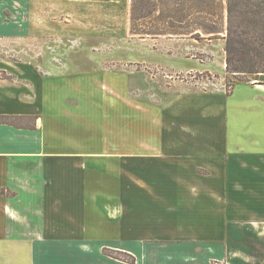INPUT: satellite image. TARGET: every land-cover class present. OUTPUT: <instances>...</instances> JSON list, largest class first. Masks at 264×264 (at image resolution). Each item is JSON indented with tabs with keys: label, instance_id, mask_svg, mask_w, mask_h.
<instances>
[{
	"label": "crops",
	"instance_id": "1",
	"mask_svg": "<svg viewBox=\"0 0 264 264\" xmlns=\"http://www.w3.org/2000/svg\"><path fill=\"white\" fill-rule=\"evenodd\" d=\"M25 3L53 35L112 0ZM54 65L0 64V117L30 122L0 124V264H264L263 80L166 75L169 99L135 116L128 77L97 110Z\"/></svg>",
	"mask_w": 264,
	"mask_h": 264
},
{
	"label": "rangeland",
	"instance_id": "2",
	"mask_svg": "<svg viewBox=\"0 0 264 264\" xmlns=\"http://www.w3.org/2000/svg\"><path fill=\"white\" fill-rule=\"evenodd\" d=\"M25 4V0H0V64L19 65L27 59L46 66L55 64V73L68 76L80 94L95 92L97 110L102 107L101 96L108 103L121 94L115 87L116 73L128 77L127 111L135 116L145 107L162 105L169 99L164 85L160 84L163 76L194 84L224 79L226 86L228 78L232 79L226 73L225 41L222 39L199 42L132 37L127 33L129 0H112L107 5L98 3L90 20L88 14L93 8L81 6L78 17L73 18L74 25L64 19L62 21L69 25L60 27L59 34L53 35L44 33L46 28L31 33L30 26L32 29L41 26L40 17L27 10ZM93 20L97 23V34H85L89 30L84 26ZM89 27L93 32L92 26ZM111 29L112 34H107ZM30 52L34 57H30ZM2 76L5 74L0 72ZM260 80L264 81V76ZM90 82L97 88L90 86ZM29 123L21 121L22 125ZM136 128L134 122H130L129 131H136Z\"/></svg>",
	"mask_w": 264,
	"mask_h": 264
},
{
	"label": "trees",
	"instance_id": "3",
	"mask_svg": "<svg viewBox=\"0 0 264 264\" xmlns=\"http://www.w3.org/2000/svg\"><path fill=\"white\" fill-rule=\"evenodd\" d=\"M129 34L135 39L225 41L227 93L237 82L264 76V0H130ZM23 117H0L22 127ZM105 254L135 264L125 252Z\"/></svg>",
	"mask_w": 264,
	"mask_h": 264
}]
</instances>
